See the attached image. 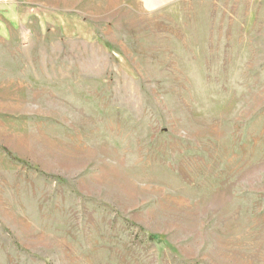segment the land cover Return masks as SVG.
Masks as SVG:
<instances>
[{
  "label": "rangeland",
  "instance_id": "rangeland-1",
  "mask_svg": "<svg viewBox=\"0 0 264 264\" xmlns=\"http://www.w3.org/2000/svg\"><path fill=\"white\" fill-rule=\"evenodd\" d=\"M1 21L0 264H264V0Z\"/></svg>",
  "mask_w": 264,
  "mask_h": 264
},
{
  "label": "crops",
  "instance_id": "crops-1",
  "mask_svg": "<svg viewBox=\"0 0 264 264\" xmlns=\"http://www.w3.org/2000/svg\"><path fill=\"white\" fill-rule=\"evenodd\" d=\"M5 5H6V2L3 3V4H0V11H1L3 8H5ZM4 21H5L7 24H10V23H11V24L13 25V19L10 20V19H6V18H5ZM11 24H10V25H11ZM0 25H2V21H1V24H0Z\"/></svg>",
  "mask_w": 264,
  "mask_h": 264
},
{
  "label": "built area",
  "instance_id": "built-area-1",
  "mask_svg": "<svg viewBox=\"0 0 264 264\" xmlns=\"http://www.w3.org/2000/svg\"><path fill=\"white\" fill-rule=\"evenodd\" d=\"M5 2H6V0H0V4H3Z\"/></svg>",
  "mask_w": 264,
  "mask_h": 264
}]
</instances>
